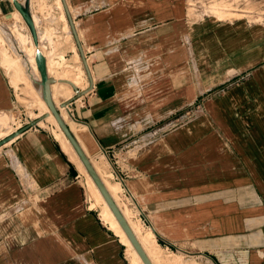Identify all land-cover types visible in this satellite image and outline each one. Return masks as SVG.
<instances>
[{
    "label": "crops",
    "instance_id": "obj_1",
    "mask_svg": "<svg viewBox=\"0 0 264 264\" xmlns=\"http://www.w3.org/2000/svg\"><path fill=\"white\" fill-rule=\"evenodd\" d=\"M66 2L92 75L67 106L89 79L65 8L56 25H35L36 42L26 24L36 46L56 28L45 58L84 71L60 113L107 162L157 258L264 264V0ZM16 11L0 0L4 16ZM15 66L8 75L0 63V113L21 107ZM81 176L40 121L0 146V264H134Z\"/></svg>",
    "mask_w": 264,
    "mask_h": 264
},
{
    "label": "bare ground",
    "instance_id": "obj_2",
    "mask_svg": "<svg viewBox=\"0 0 264 264\" xmlns=\"http://www.w3.org/2000/svg\"><path fill=\"white\" fill-rule=\"evenodd\" d=\"M60 1L62 3V0H60ZM43 5L44 4L42 2L41 6H43ZM213 5H215V4H213ZM208 9H210V8H208ZM215 10H217V9H215ZM34 22H35L34 25H36L37 22L35 19H34ZM36 26H35V28H36ZM47 32L48 31H46V33ZM49 39L51 40V36ZM38 51L40 53H42L43 55H46L45 50L43 49L42 46H40L39 44L37 46L35 45V51L33 54L34 56H32L33 58L32 59L30 58V59H31L33 66L35 67L36 70L37 69L39 70L38 64L36 61V56H37ZM46 58H47L48 73L50 75H54L55 79L57 80L56 83H52V96H53L54 102L56 104H58V102L63 97H70L72 95L73 87H72L71 83L76 84V85L82 84V86L85 84V83H83L85 80L84 76H83V70L80 67V65H78V64H74V63L69 64L67 62L63 63L60 61H55V60H53V57L51 55H47ZM6 61H8V60H6ZM22 66L23 65H20V67H18V68H16V66H15L13 68V70H14L13 75L17 80L21 79L20 77L23 74ZM39 72H40V70H39ZM16 79H14V80L17 81ZM29 89H30L29 92H31L32 94H34V92L36 91V88L34 86L29 85ZM37 98L40 99L39 103H41V106L43 108L42 113L48 112L49 107H48L45 99L40 98V97H37ZM49 113H50L49 116L40 120V124L43 125L46 122L51 121V123L55 124L56 127L59 129V131L56 135L58 137L59 142L61 143L63 150L69 155L70 159L77 165L79 170L86 176L87 182H88L89 187H90L91 195L93 197L92 207L95 208L97 206H100V211H99V214L101 216L100 218L120 236V240L126 246L125 252H126L128 259L134 264H145L144 260L142 259L141 255L137 251L132 240L130 239V237L126 233L124 227L121 225V223L118 220V218L116 217L114 211L112 210L109 203L107 202L105 196L101 192L96 181L94 180V178L92 177V175L88 171L86 165L82 161L79 153L77 152V150L73 146L72 142L70 141V139L67 137V135L65 134V132L61 128V126L58 123L55 115L51 112H49ZM61 114H62V117L64 118V120H66L67 114H66L65 109L62 111ZM8 118H9V115H7L5 113L0 114V137H5V136H7L13 132V131L10 132L9 130L6 132V130L3 129V126L5 127L6 124L8 123L7 122ZM71 129L74 132L78 131L77 127L74 124H72ZM12 139H10L9 141H11ZM9 141L6 143H9ZM80 144H81V142H80ZM82 147H83V145H82ZM83 149L86 152L84 147H83ZM86 154H87V152H86ZM88 157L90 158L95 170L99 174L100 178L102 179L106 188L108 189V191L110 192L114 201L118 205L122 214L126 218V221L128 222L133 233L137 237V239L140 242V244L142 245L143 249L146 251V253L150 257L152 263L153 264H162V261L157 258V256L158 257L160 256L159 253H161V249L156 243L154 234L152 233V231L150 229L146 228L140 220H136L134 218L132 210L126 204H124L125 202L122 201L121 186L119 185L118 182H112L110 180L109 175H108L109 172L107 170V164H106L107 162L104 159H101V160L95 162V161H93V159H91L90 155H88Z\"/></svg>",
    "mask_w": 264,
    "mask_h": 264
},
{
    "label": "rangeland",
    "instance_id": "obj_3",
    "mask_svg": "<svg viewBox=\"0 0 264 264\" xmlns=\"http://www.w3.org/2000/svg\"><path fill=\"white\" fill-rule=\"evenodd\" d=\"M36 2L38 3V7L34 11L35 16H33V17L36 20V22H37L36 25H38L39 28H41L40 23L42 25L47 24V23L52 24V23H55L57 21L58 14L56 13V9H58V7L61 9L62 13L64 14L63 4L61 3L60 0H37ZM42 2L44 4L43 6H41ZM61 19H62V17H61ZM56 24L57 23H55V25ZM56 30H57L56 28H52V30H51L52 42L49 39H47L48 37H44V39H42L40 45L43 47V49L45 51L47 50L46 49L47 40H49L50 44L54 43V41H53L54 37L53 36L56 35ZM34 51H35V43L32 40L29 28H28L26 22L24 21V19L22 18L20 12L16 11L13 18H11V17L9 18L7 16H4L0 12V63H2L3 69L5 70L6 74H8V75L10 74V70L12 69L9 67L10 59L16 61V63H17L16 68L20 67V61L24 62V64H25V69L22 66L23 74L20 77L22 79V81H25V83L20 82L21 79L17 80L14 77V75L12 74L13 85L16 87V94H17L18 100L21 102V107L18 109L17 112H7V113L2 112V113H0V114L5 113V114L9 115V118L7 120L8 123L6 124L5 127L3 126V129L6 130V132L8 130L10 132H12L16 128H18L20 126H24L25 124H27L29 122V120H33L34 118L39 117V115L44 114V113H42L43 108L41 106V103H39L40 99L37 98V97H40V98L44 99L43 93L41 91L42 85L40 83V81H41L40 80L41 79L40 78L41 77L40 72L38 69L37 70L35 69L32 61H31V64H32L31 69L30 70L27 69L28 64H27L26 59L27 58L32 59L33 58L32 56H34L33 55ZM6 60H8V61H6ZM62 62L64 63L65 61L63 60ZM11 72H12V70H11ZM13 73H14V70H13ZM25 76L27 77V79L25 78ZM83 76H84V71H83ZM31 77H33V78H31ZM14 79H16L17 81H15ZM34 79H36V81ZM19 83H20V86H19ZM83 83H85V80ZM28 84L30 86H34L36 88V91L34 92V94L29 92L30 89H29ZM81 86H82V84H81ZM23 91H26L28 93L23 92ZM60 101L58 102L57 106H59ZM63 110L64 109H62L61 111H63ZM49 112H51L50 109H49ZM30 116L33 119H31ZM41 126L47 128V129H50V131H52V133H54L55 135L59 131V129L56 127V125L52 124L51 121L46 122L43 125L41 124ZM1 138H3V137H0V139ZM92 159H93V161L96 162L95 158H92ZM81 175H82L81 176L82 183H84V185L87 189L88 202L90 204V207H92L93 197L91 195L89 184L87 182L86 176L82 172H81ZM122 201L125 202L124 204H126V205L129 204L128 202H132L131 200L129 201V199H127L126 196L124 197V195H122ZM128 207L131 209L133 208L132 205H129ZM92 208L95 209L97 214L100 216V214H99L100 206H97L95 208L92 207ZM133 215H134V218L136 219V212H134ZM103 223L106 224L104 221H103ZM111 230L120 238V236L113 229H111Z\"/></svg>",
    "mask_w": 264,
    "mask_h": 264
},
{
    "label": "water",
    "instance_id": "obj_4",
    "mask_svg": "<svg viewBox=\"0 0 264 264\" xmlns=\"http://www.w3.org/2000/svg\"><path fill=\"white\" fill-rule=\"evenodd\" d=\"M29 1L30 0H26L25 3H20L19 1H14V6L16 7V9L21 13V15L23 16V18L25 19L26 23L28 24L29 28L31 29V32L33 34L34 37V41H37V33H36V28L34 25V20L32 18V15L30 13L29 10ZM63 6L65 8L67 17L70 21V26L71 29L73 31V34L75 36L76 39V43L80 49V53L84 62V66H85V71L87 73L88 79H89V85L82 89L79 90L75 96H73L71 99L65 100L61 103V106H67L68 103L75 97L80 96L84 93H86L87 91L90 90L91 86H92V75H91V71L85 56V53L83 51L81 42L79 40V37L76 33V29L72 20V17L70 15L69 9H68V5L66 0H62ZM10 14V13H8ZM7 14V15H8ZM36 61L38 64V68L40 70V75H41V85L43 87V96L44 99L50 109V111L55 115L58 123L60 124L61 128L63 129V131L65 132V134L67 135V137L70 139V141L72 142L73 146L75 147V149L77 150V152L79 153L82 161L84 162V164L86 165L88 171L90 172V174L92 175V177L94 178V180L96 181L97 185L99 186L101 192L103 193V195L105 196L107 202L109 203L110 207L112 208V210L114 211L116 217L118 218V220L120 221L121 225L124 227L126 233L128 234V236L130 237V239L132 240L133 244L135 245L137 251L139 252V254L141 255L142 259L144 260L145 264H153L150 257L148 256V254L146 253V251L143 249L142 245L140 244V242L138 241L137 237L135 236V234L133 233L132 229L130 228L128 222L126 221V218L124 217V215L122 214L121 210L119 209L118 205L116 204V202L114 201L113 197L111 196L110 192L108 191V189L106 188L105 184L103 183L102 179L100 178L99 174L97 173V171L95 170L90 158L88 157V155L86 154V152L84 151L82 145L80 144V142L78 141V139L76 138L75 134L73 133L71 127L68 125V123L63 119L61 113H60V109L59 107L56 105V103L54 102L53 96H52V88L51 85L52 83L55 82V78L51 77L48 73V69H47V64H46V58L45 56L40 53L38 51L37 56H36ZM49 111L42 114L40 117H37L31 121H29L27 124H25L24 126L20 127L19 129H16L15 131H13L12 133H10L9 135L3 137L2 139H0V146L4 145L6 142H8L10 139L16 137L17 135L21 134L22 132H24L25 130L35 126L36 124H38V122L41 119L46 118L47 116H49Z\"/></svg>",
    "mask_w": 264,
    "mask_h": 264
},
{
    "label": "built area",
    "instance_id": "obj_5",
    "mask_svg": "<svg viewBox=\"0 0 264 264\" xmlns=\"http://www.w3.org/2000/svg\"><path fill=\"white\" fill-rule=\"evenodd\" d=\"M12 3H14V1H19L20 3H25L26 0H10Z\"/></svg>",
    "mask_w": 264,
    "mask_h": 264
}]
</instances>
